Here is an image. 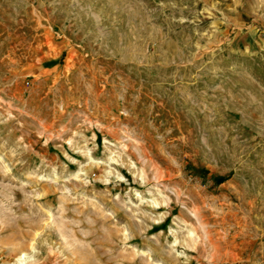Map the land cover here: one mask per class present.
<instances>
[{"label": "rangeland", "instance_id": "rangeland-1", "mask_svg": "<svg viewBox=\"0 0 264 264\" xmlns=\"http://www.w3.org/2000/svg\"><path fill=\"white\" fill-rule=\"evenodd\" d=\"M0 264H264V0H0Z\"/></svg>", "mask_w": 264, "mask_h": 264}]
</instances>
